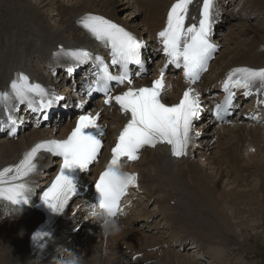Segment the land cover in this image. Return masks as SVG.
Returning a JSON list of instances; mask_svg holds the SVG:
<instances>
[{"label":"bare ground","instance_id":"obj_1","mask_svg":"<svg viewBox=\"0 0 264 264\" xmlns=\"http://www.w3.org/2000/svg\"><path fill=\"white\" fill-rule=\"evenodd\" d=\"M48 1L45 2L46 5H49L50 2H55L56 5L61 3L59 0H50L47 4ZM132 1L136 7H141L140 9L145 11L141 24H135V21L139 20L141 12L132 19L129 17L130 15L132 17L133 12L127 15L128 18L126 16L123 19L119 16L120 10L126 3L124 0H70L71 7H63L57 23L51 26L45 22L46 18L44 19L41 15L42 11L38 7L41 4L33 6L30 0H0V93H8V99L19 105L20 103L10 89V84L17 78L18 73L26 75L23 71L25 70L33 76L32 79H44L41 75L47 72L45 67H64L65 57L63 54H58L60 50L79 44L84 39L89 41L86 32L84 31L85 34H83L79 29L82 27L79 21L86 14L103 15L113 21H121L122 25L130 27L140 34H146L149 39L154 40L156 32L164 25L168 10L176 0ZM226 1L223 0V6ZM254 2L258 11L264 13V0H255ZM140 9L136 11H141ZM6 14L9 17L2 18ZM247 25H252L247 31L250 33H247L248 38H252L245 39V44L242 41L241 44L236 45L229 52L231 55L227 54L228 51L224 52L226 46V49L232 46L228 45L232 39L229 38L231 33L228 35V39L222 40L221 43H225V47L222 50L220 62L218 59L216 65L213 62L211 69V71L214 69V75L217 73L214 76L216 79H220L224 72L232 67H264V52L258 51L260 47L264 46V25ZM11 39L13 42H10ZM51 46L55 50L58 48L52 61L49 57ZM23 59L29 64L21 65ZM224 61H228L225 67H223ZM219 63L221 64L217 66ZM207 76L209 75L207 74ZM171 98H175V95ZM3 99L4 97H0V101ZM111 117L116 123L120 122V125H123L125 121V118L117 114H113ZM213 131H216L217 141L214 145L217 150L214 153L212 150L208 155L207 151H210V148L200 152L199 159L206 162L205 164L195 159L193 154H190L189 157H182L181 160H174L170 158L165 148L158 147L147 150L146 156L140 164H137V168L140 169L143 186L147 190L146 194L150 196V200L154 199L157 204H161L160 215L164 221L170 222L174 232L178 229H195L196 233L206 235V237L200 238L205 245L203 249L209 248L214 251V246L209 243L212 242L217 232H219L217 237L221 239V231L225 232L224 228H227L229 232L226 238L231 237L233 243L237 241L239 244L247 243V241H241V238L246 234L238 239L236 231L234 232V224L228 219L229 214L226 212L227 207L233 208L234 205L232 210L237 215V212L242 214L246 211L242 204L248 207L252 204L253 208L248 209V213L254 215L259 213L257 215H261V220L264 221V127L229 125ZM47 132L46 129L41 128L37 131H28L14 140L5 141L2 139V142L0 141V171L6 167L18 165L23 156L34 146V143L44 138ZM218 141L220 142L218 143ZM251 147L255 148V152L249 151ZM248 158L252 160L247 162ZM203 166L217 168V178L210 177L211 174H208ZM225 176L227 184L233 186L231 189L235 187L236 189L220 188ZM252 177L253 179L250 180ZM167 187L168 191H166ZM248 187H251V192L244 200V194L238 192L237 189ZM171 200H176V204L172 206ZM0 208L8 211L9 205L5 200L0 199ZM201 211H205L204 216L200 213ZM28 214L30 216L22 219V215L17 214L15 219L0 223V264L37 263L35 252L39 251V247L37 246L38 242L34 240V234L42 227L43 220L39 215L33 216L34 212H28ZM72 216V214H67L60 217L57 221L59 224L53 226L56 230H61L60 239L63 242L70 240V236L65 235L64 232L70 225L76 226L82 218V213L79 212L77 216ZM243 219L241 216L238 217L240 224ZM74 221L76 224L73 225ZM135 222L134 218L130 221L120 222V231L115 235H109L104 231L99 232L82 250L84 252L83 264H127L125 261L132 257V252L128 253V249L144 251L145 260H152V264H177L174 254L179 252L172 253V250H168L163 256H160L162 252L160 248L148 251V248L159 246L161 241L158 240V237L143 232L139 227H133ZM29 239L33 242L32 246ZM216 240L218 239L216 238ZM225 243L230 244L227 239ZM116 244H119L117 248ZM123 245H126V250L122 249ZM213 256H215L214 253ZM180 258L183 264H196L186 255H182ZM40 264L52 263L46 261Z\"/></svg>","mask_w":264,"mask_h":264},{"label":"snow or ice","instance_id":"obj_2","mask_svg":"<svg viewBox=\"0 0 264 264\" xmlns=\"http://www.w3.org/2000/svg\"><path fill=\"white\" fill-rule=\"evenodd\" d=\"M191 4L192 0H176L168 11L166 25L159 31L158 37L167 57V64L182 68L185 78L194 84L199 80L201 73L206 71L208 61L217 46L211 41L214 0H203L198 23H191L186 27ZM79 23L92 37L110 49V64L119 66L120 71L118 75H114L108 62L88 50L61 49L58 54H63L73 61L67 71L71 73L82 64L94 62L97 68L96 80L89 85L87 92H102L105 104L111 105L115 102L120 110L129 116L115 146L111 149V160L106 170L95 182L101 196L98 206L104 209L107 215L115 218L120 211V201L129 188L138 187V176L121 170V158L135 161L139 158L141 149L145 146L154 148L158 143L170 145L172 154L176 157L186 155L193 120L198 119L202 111L200 96L198 93L193 94L194 90L189 88L178 103L162 102L163 70L160 77L149 87H129L127 91L112 95L109 87L111 81L132 85L129 65L142 66L141 49L145 44L131 31L103 15L86 14ZM256 81L264 85V68L232 69L223 86L227 96L222 104L215 106L216 119L222 121L228 113L235 96L234 88L244 89L245 95H251L252 85ZM10 89L19 103L26 104L33 113L41 114L42 119H47V111L64 100V97L49 92L40 84L30 83L28 76L23 73L17 74V78L10 84ZM34 96H38L39 101L34 100ZM0 97L6 99L8 93H0ZM99 119V113L93 115L88 112L80 115L66 139L38 142L23 156L18 165L0 171V197L14 204L28 203V186L12 181L20 180L33 172L36 167L34 160L43 150L62 158L63 161L59 174L43 195L47 206L54 212L61 213L70 197L77 191L76 182L70 173L77 169L85 172L101 153L105 130L98 124ZM9 120L12 127H15L17 120L11 115ZM13 172L15 175L8 177V174ZM39 235L38 233L37 236Z\"/></svg>","mask_w":264,"mask_h":264},{"label":"rangeland","instance_id":"obj_3","mask_svg":"<svg viewBox=\"0 0 264 264\" xmlns=\"http://www.w3.org/2000/svg\"><path fill=\"white\" fill-rule=\"evenodd\" d=\"M31 3L33 4V6H38L41 11H42V16L45 19L46 18V23H48L49 25L53 26L55 25L58 21L57 19L60 18V15L58 13V11H56V3L55 2H50V0H30ZM46 1L47 4L49 3V5H46ZM71 1H76V0H71ZM126 1L124 8L120 10L119 12V16L122 17L123 19L126 18L127 15H129V13L131 14L133 12V15L131 17L130 15V19H132L134 16L140 14V18L139 20L135 21V24H141L142 23V18H144L145 16V11L140 9L141 11H136L138 10L137 8L134 7V5L132 4V2L130 0H124ZM64 3L63 5L66 6H70V0H59V3ZM246 1H242L241 4H244ZM37 7V8H38ZM45 9V10H44ZM143 12V13H142ZM0 16H1V12H0ZM9 15H4L2 16V18H8ZM46 16V17H45ZM128 18V16H127ZM261 20V15L259 14V12L254 9L253 10V14L245 17V15H241L238 21H228L227 24L225 25L226 28V32H230L229 34L231 35L228 41L229 44L228 45H232L229 46L228 49L226 46V50L224 49L225 46H223L224 52H227L228 55H231L229 52L234 49L236 47V45L241 44V42L243 41V44L246 43V40L251 39L252 37L248 38V33L247 31L249 30L250 26L252 25H247V24H253V26L256 25H264V21H260ZM260 27V26H259ZM262 27V26H261ZM264 27V26H263ZM244 28V30H242ZM246 28V29H245ZM140 30V29H139ZM142 30V29H141ZM140 30V31H141ZM246 32V33H245ZM240 33V34H239ZM243 33V34H242ZM248 33V34H247ZM228 34V35H229ZM239 34V35H238ZM234 35V36H232ZM236 35V36H235ZM240 40H238L237 39ZM243 37V38H242ZM226 39H228V36H226ZM246 39V40H245ZM224 40V39H223ZM10 42H13V39L10 40ZM237 42V43H235ZM250 43V41L248 42V44ZM225 45V43H223ZM245 46V45H243ZM228 63V61H224L223 63V67H225V65ZM236 130V129H235ZM0 141L2 142V139H0ZM220 141H218L219 143ZM217 150V148L213 149V153ZM218 150H220V148H218ZM212 152V150H211ZM198 160V158H196ZM200 162V161H199ZM201 164V163H199ZM205 164V163H203ZM204 169L207 170L208 174H211L210 177H212L213 179H216L218 175L215 167L213 166H203ZM205 170V171H206ZM215 170V171H214ZM218 171V170H217ZM214 176V177H213ZM239 182V181H238ZM254 186V185H252ZM221 189L225 188L227 190H234L236 189V187L234 189L233 186L227 184V178L226 176L224 177V179L222 180V185L220 186ZM238 192H241L244 194V200L247 199V197L250 195L251 192V187L248 188H244V189H237ZM228 195H230V193H227ZM242 207H244L246 209L245 212L238 213L236 215V212L234 210H232L234 208H229L227 207L226 212L229 214V218L233 225L234 228V232L236 231L237 233V237H239L238 239H240L241 237L244 236V234H246L247 239H243L241 238V241H247V243H243V244H239V242H235L231 240V237L226 238V235H229V232L227 231V228H224L222 232V237L221 239H219L217 236L219 234V232H217V235L213 238L212 242L209 243V245H213L215 248L214 251V255L216 256V258H218V260L215 259V257L212 256L211 252L209 251V249H205V255H203V253H201L200 250H195V249H188L186 251H184V255H190L192 259L195 258H199L200 260H202L204 262V264H264V221L261 220V215H257L259 213L251 214L248 213V209L253 208L252 204H250V207H248L247 205L242 204ZM148 208H150L151 210L154 209V204L152 203L151 205L148 206ZM204 210V209H203ZM206 211V210H205ZM205 211H201L200 213L203 215V213ZM254 211V209H253ZM232 212V213H231ZM257 212H259L257 210ZM231 214V216H230ZM239 214V215H238ZM241 216L243 217V222L240 224V221L238 220V217ZM239 224H236L238 223ZM220 231V230H219ZM228 233V234H226ZM241 233V234H240ZM239 235V236H238ZM243 235V236H242ZM218 239L215 241V239ZM227 241L230 242V244H226L225 241L226 239ZM223 242V243H222ZM117 246H119L118 244H116V248ZM203 246L205 247V245L203 244ZM87 247V245L85 246ZM82 248V250H84V248ZM217 248V249H216ZM188 252V254H186ZM181 257L182 255L180 253H175L174 254V260L175 263L180 264L182 263L181 258L179 259V257L176 259V256ZM79 256H84V252L82 251L81 254ZM189 257V256H188ZM198 259V260H199ZM197 264L198 261H197Z\"/></svg>","mask_w":264,"mask_h":264},{"label":"clouds","instance_id":"obj_4","mask_svg":"<svg viewBox=\"0 0 264 264\" xmlns=\"http://www.w3.org/2000/svg\"><path fill=\"white\" fill-rule=\"evenodd\" d=\"M92 213L94 214L93 219H98L102 231L109 235L118 234L120 231V225L118 221L107 215L104 209L100 208L98 205L92 208ZM53 264H83L82 256H77L75 253L68 251L63 253L61 256L54 259Z\"/></svg>","mask_w":264,"mask_h":264}]
</instances>
